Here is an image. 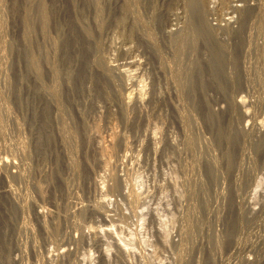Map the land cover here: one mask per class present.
<instances>
[{
    "label": "rangeland",
    "instance_id": "rangeland-1",
    "mask_svg": "<svg viewBox=\"0 0 264 264\" xmlns=\"http://www.w3.org/2000/svg\"><path fill=\"white\" fill-rule=\"evenodd\" d=\"M198 2L0 0V264H264V0Z\"/></svg>",
    "mask_w": 264,
    "mask_h": 264
},
{
    "label": "bare ground",
    "instance_id": "bare-ground-1",
    "mask_svg": "<svg viewBox=\"0 0 264 264\" xmlns=\"http://www.w3.org/2000/svg\"><path fill=\"white\" fill-rule=\"evenodd\" d=\"M194 1H195V0H194ZM199 2H200V3H199ZM199 2H198L197 4H201V3H202V0H199ZM30 6H31V5H30ZM197 6H198V5H197ZM198 7H199V6H198ZM199 9H200V8H199ZM44 16H45V15H44ZM43 19H44V18H43ZM198 24H199V23H198ZM200 31H201V30H200ZM203 34H204V33H203ZM86 35H87V34H86ZM29 40H30V39H29ZM208 42H209V41H208ZM209 43H210V42H209ZM210 48H211V47H210ZM213 48H214V47H213ZM219 48H220V47H219ZM220 50H221V49H220ZM211 51L214 52L215 50H211ZM222 51H223V50H222ZM215 52H217V51H215ZM215 52H214V54L216 55ZM220 54H221V53H220ZM213 56H214V55H213ZM216 56H217V57H216ZM216 56H214L213 58H214V59H215V57H216V58H219L218 54H217ZM220 56H221V55H220ZM220 59H221V58H220ZM217 60L219 61V59H217ZM218 61H217V62H218ZM221 63H222V61H221ZM209 64H210V63H209ZM216 64H217V66H219L218 63H216ZM216 64H215V65H216ZM36 65H37V64H36ZM215 65H214V66H215ZM222 66H223V65H222ZM37 67H38V66H37ZM207 67H208V66H207ZM210 69H211V68H210ZM213 69H214V68H213ZM221 69H222V68H221ZM39 70H40V69H39ZM208 71H209V69H208ZM221 72H222V71H221ZM209 73H210V72H209ZM212 74H213V73H212ZM211 76H212V75H211ZM218 77H219V76H218ZM216 79H217V78H216ZM230 139H231V138H230ZM71 143H72V142H71Z\"/></svg>",
    "mask_w": 264,
    "mask_h": 264
},
{
    "label": "built area",
    "instance_id": "built-area-1",
    "mask_svg": "<svg viewBox=\"0 0 264 264\" xmlns=\"http://www.w3.org/2000/svg\"><path fill=\"white\" fill-rule=\"evenodd\" d=\"M214 25H216V24H214Z\"/></svg>",
    "mask_w": 264,
    "mask_h": 264
}]
</instances>
